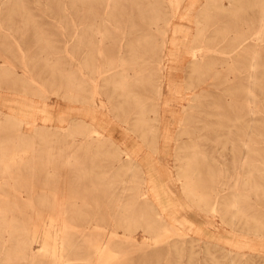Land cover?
Masks as SVG:
<instances>
[{
  "label": "rangeland",
  "instance_id": "1",
  "mask_svg": "<svg viewBox=\"0 0 264 264\" xmlns=\"http://www.w3.org/2000/svg\"><path fill=\"white\" fill-rule=\"evenodd\" d=\"M188 2L75 0L74 10L72 0H0L3 108L18 107L16 100L9 101L17 96L34 103L29 117L16 123L0 107V195L8 205L28 206L26 211L38 214L23 218L29 221L38 264H56L68 220L87 222L83 233L101 228L87 238L73 236L84 246L77 251L92 255L89 263L108 253L105 264H264V251L245 246L250 239L264 241V108L260 169L248 175L240 171L239 158L248 140L249 60L246 51L230 50L237 36L248 43V35L261 23L264 0H198L186 14ZM154 6L158 9L151 10ZM174 27L183 31L176 36L182 45L179 60L168 63ZM161 50L168 55L159 63ZM119 55L127 77L147 79L135 88L143 113L129 99L118 103L110 77H116ZM195 57L200 60L196 71ZM259 64L264 69V51ZM96 72L95 95L89 78ZM160 75L162 89L156 96ZM69 78L80 85L73 88ZM259 78L264 82V73ZM92 96L100 133L87 129L76 113L81 104L73 101L79 97L87 103ZM167 98L163 111L160 104ZM46 103L56 117L66 119L63 127L55 121L43 125ZM119 105L125 110L120 115ZM145 176L164 188L167 196L160 203L152 195L153 185L143 182ZM184 180L198 199L183 191ZM40 194L48 196L47 205L54 209L31 208L44 204L36 201ZM161 203L174 206L177 219ZM71 205L80 209L82 219L65 217L62 210ZM115 209L130 219L143 213L144 223L129 229L115 226L107 214ZM147 226L163 230L149 232ZM111 233L115 239L109 240ZM114 241L124 244V251L107 250L106 244ZM174 243L176 249L168 248Z\"/></svg>",
  "mask_w": 264,
  "mask_h": 264
},
{
  "label": "bare ground",
  "instance_id": "2",
  "mask_svg": "<svg viewBox=\"0 0 264 264\" xmlns=\"http://www.w3.org/2000/svg\"><path fill=\"white\" fill-rule=\"evenodd\" d=\"M197 1L198 0H189L188 5L186 6V9L188 11L186 14H189V12H192V10L195 9ZM177 3H178V0H177ZM71 7L74 10L78 9L77 6H75V0H72V6ZM156 9H158V6H154L153 8H151V10H156ZM263 9H264V6H263ZM186 19H189V17H187ZM89 24H93V23L91 22ZM98 30H100V29H98ZM181 32H183L182 29H180L178 27H174L172 29L171 39L169 41L166 39L164 40V42L168 41L171 44V46L173 47L172 49H169L170 50L169 51L170 58H167L168 63H174V62L176 63L179 60L180 56H179V52H178L177 48L179 45H182V44H180L178 42V38L176 36H178V34ZM84 33H85V31H84ZM251 33L252 34L248 35L249 41L247 44L243 43L245 38H242V36L235 37L236 44H233V45L230 44V46H231L230 50L234 51L235 54H240V53L246 51L247 56H248V60H249L248 61L249 66H248L247 99H248V114H249L250 118H249V123H248V134H247L248 140H247V142H244V154L243 155L241 154V156L239 158V169H240V171L243 172L246 170L248 175L253 174V173H257L259 171V169H260L259 168V162H260L261 149H262V147L260 146V143L262 142L261 139L263 137L262 124L261 123L263 122L262 120H263V108H264V95L262 93L264 91V82H262V80L259 78V75L264 73V69L259 66L260 65L259 59L262 56V51H264V10H263V14L261 17V23H259L258 26H256L252 30ZM121 43H122V41H121ZM205 52H207V50ZM164 55L167 57L168 54L164 53L163 50H161L159 52V56H158L159 63H162ZM22 57H23V55H22ZM121 57L122 56L119 55V60L121 63L117 64L115 66V69L113 68V71H114V74H116V77H114V78L110 77L111 82H113L114 87L116 88V90L118 92L117 93V95L119 97L118 103L122 104V102L124 103L125 101H127L129 99L130 101H133V103H134L133 107L141 108L140 110L143 113L144 110H142L140 102L137 101L138 93H137V91H135V88L139 82L141 83L144 80L146 81L147 79L145 76H142V75H139V76L133 75L131 77H127L128 73L126 72V68L125 69L123 68L124 66L122 65V62L124 60L120 59ZM200 57H201L200 60H202L203 57L202 56H200ZM200 60L195 57V60L193 61V64H194L193 70L195 68V71H196L198 68H200V66H197L200 63ZM91 72H92V70H91ZM104 72H106V70H104ZM99 77H98V73H97V75L91 76L89 78L90 87L92 88V91L95 95L97 93L99 94L98 83H97L99 80ZM72 79L69 78V84H71V86L73 88L74 87L77 88L76 86H79L80 82H78L77 78H74L73 80ZM162 83H163V79L160 75L157 79V85L154 88V93L156 96L160 95V92L162 89ZM171 86H173V85H171V81L168 79L167 87L169 90H170ZM94 99H95V97L92 96L90 102L84 103V101H81V99L79 97H77V98L74 97L73 101L79 102V104H81L79 107L76 108V113L86 122L87 129L100 133V129H99L100 120L97 116L98 115L97 114L98 104H96L94 102ZM15 100H16V103L18 104V107H16L14 109L11 105H9V107L5 110L3 108L5 105V101L3 100L2 96H0V107H1V109L3 111H5L4 112L5 114L13 117L16 120V121L15 120L9 121L12 123H16L17 120L20 121V120H24L25 117H29V115L31 113L30 110H32V106H34V103L32 105V103L30 101H28V99L25 96H17L16 98H13L12 100H9V101L11 103H13V102H15ZM169 100H170V98H167V99L163 100V102L160 104V107H163V111L167 109V106L169 104ZM9 101H8V103H9ZM48 106H49L48 103H46L43 106V114H44L43 118H42L44 121L43 125L48 126V123H51L52 121L58 122L60 124L66 121V119L63 116H57L56 117L54 115V113L50 110V107H48ZM154 106H155V104H154ZM154 106L152 109H154ZM155 108H156L155 111L158 112L159 108L158 107H155ZM12 110H14V111L12 112ZM117 110L119 111V115L122 112H125L124 108H121V105H119L117 107ZM165 114H168V113H165ZM153 120L159 121L158 116H154ZM160 122H161V120H160ZM61 126H62V124H61ZM39 127H41V126H39ZM164 128H165V126H164ZM163 131H167V126ZM87 133H88V130H87ZM39 134H41L40 131H39ZM86 134H84V135H86ZM152 135H153V130L151 128V131L149 132L148 138L150 139L152 137ZM106 136L110 139L113 136V132H109L108 135H106ZM149 139L147 141H150ZM143 141L146 144H148V146H147L148 148L152 149L150 146L151 143H147L146 138H143ZM47 148H49V147H47ZM119 151L124 153L125 155H129V156L132 155L129 152V150H126L123 148H120ZM241 152H242V148H241ZM144 161H145V159H144ZM137 165L139 166V168H144L142 163H137ZM145 166H146V168H148V167L150 169L153 168L151 165H148V164ZM129 167H134V166L131 165ZM146 172H147V170H145V173ZM147 173H148V175H150V172H147ZM187 173H188V171H184L185 177L187 176L186 175ZM146 177L147 176L142 178L143 182L150 183L153 185L151 187L152 195L157 200L156 203H160L161 200L167 196L166 192L163 190L164 188L161 187V185H159V181L156 178H154V177L146 178ZM238 186H239V184L237 185V188H238ZM182 187H183V191H185L187 193V195H191V197L193 199H198V196L196 195L193 187L189 186V183L187 180L182 181ZM0 191H1V189H0ZM13 192H14V190H13ZM54 195H55V193H54ZM47 197L48 196L44 195V194L37 195L36 196L37 199L35 198L36 201H38V202L43 201L44 204H38V205H35L31 208L36 209L38 207V208L54 209L55 206L53 204L47 205V200H48ZM235 198H237V196ZM148 200L150 201V199H148ZM7 201L8 200H6L5 196L0 195V264H10L11 262H19V264H38V262L35 261V256H34L35 253L33 252V247L31 245L32 240L29 236V232L27 229V224L29 221L23 219L24 217L38 216V214L37 213L36 214L30 213V212L26 211L27 208H29L28 206L18 205L15 203L8 205ZM54 201H56V199H54ZM161 204H162L163 208L166 209V212H165L166 214L173 216L174 219H177L176 215L178 212L174 206L170 205L168 208V206L166 204H163V203H161ZM74 207L75 206H72V205L68 206L65 208V210H62V213H64L65 217H67L69 219L70 218L71 219H77L78 217H80L82 219L83 215L80 213V209H77ZM152 207H153V205H152ZM116 208H120V206L118 205V206H116ZM107 214H109V216L113 217V219H114V220H112L114 222L113 225L117 226L119 224V225H121L127 229H129L132 225L139 223V221H141V223H144L143 213L137 212L136 214H138V215H136L135 219H130V218H126L125 216H122L120 209H115V210H113V212L107 213ZM93 216L96 217V213L93 214ZM164 216H165V214H164ZM234 217H235V214H234ZM17 218H20V220H17ZM232 220H233V218H232ZM50 223H51V221H50ZM83 223H85V221L82 222V220H78V221L68 220L63 225V229L66 228L65 230H63L65 234L62 237H64V238L58 244V245H61V249L63 250V252H61V253L59 252V256L57 258L58 260L56 261V264H105V263L109 262V257H111V256L108 253L101 254L103 258H99L98 261H94V262L89 263L88 259L92 255L91 254L86 255V253H84V252L77 251L78 249H80L84 246L82 244H77L76 242H74V239H75L73 237L74 235L82 234L85 238H87L90 236V234L92 232L98 231L99 229H101V228H97L96 227L97 224L95 223L96 224L95 227L97 229L93 227V229H94L93 231H86L87 230L86 229L85 230L86 233H83L85 225L88 224L87 222L85 224H83ZM147 227H148V229H150L149 232H162V230H163V229L158 230L156 228L151 229V227L149 228V226H147ZM254 232H256V231H254ZM34 234H37V233H34ZM114 235L115 234L111 233V236H109V240H110V237L113 238L112 236H114ZM118 238L119 237H117V239ZM124 238H126V237H124ZM113 239H115V238H113ZM126 239H128V238H126ZM127 241H129V240H127ZM116 243H118V244H116ZM226 243L229 244L230 239H227ZM123 245L124 244H122V243L120 244L119 242L114 241L113 245L112 244H109V245L106 244V248H107V250H109L108 248H114L115 247L116 249H118V252H117V254H118L119 252L124 251ZM245 246L248 249H255V250L262 251V252L264 251V241H257L254 239H250V240H247ZM177 247H178L177 244L174 243L168 248L176 249ZM96 248H98V246ZM39 251H40V249H39ZM98 255H100V253L96 254V256H98ZM100 260H102V263H99Z\"/></svg>",
  "mask_w": 264,
  "mask_h": 264
},
{
  "label": "crops",
  "instance_id": "3",
  "mask_svg": "<svg viewBox=\"0 0 264 264\" xmlns=\"http://www.w3.org/2000/svg\"><path fill=\"white\" fill-rule=\"evenodd\" d=\"M129 143V145H131V142H128Z\"/></svg>",
  "mask_w": 264,
  "mask_h": 264
}]
</instances>
